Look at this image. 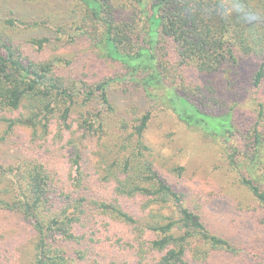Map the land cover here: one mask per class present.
Masks as SVG:
<instances>
[{"label": "trees", "instance_id": "1", "mask_svg": "<svg viewBox=\"0 0 264 264\" xmlns=\"http://www.w3.org/2000/svg\"><path fill=\"white\" fill-rule=\"evenodd\" d=\"M66 1L79 16L76 31L120 73L78 87L53 60L24 54L6 28L14 21H0V239L26 245L21 261L0 240V264H192V245L206 246L194 252L205 258L238 255L239 246L198 222L154 169L141 142L150 113H118L111 93L118 82L223 143L228 166L257 203L264 238V27L196 15V0ZM246 2L264 8V0ZM29 43L42 51L47 39ZM249 58L257 60L251 122L238 111L236 89ZM198 76L209 80L196 84ZM86 140L95 143L92 171ZM57 151H64L65 175L55 166ZM86 178L109 197L87 198ZM169 203L180 218L158 224ZM120 235L129 238L123 258L112 254Z\"/></svg>", "mask_w": 264, "mask_h": 264}, {"label": "rangeland", "instance_id": "2", "mask_svg": "<svg viewBox=\"0 0 264 264\" xmlns=\"http://www.w3.org/2000/svg\"><path fill=\"white\" fill-rule=\"evenodd\" d=\"M4 19L14 21V27L1 26L13 32L14 43L24 54H28L30 58L47 57L53 60L64 78L74 82L78 87L83 81H102L120 73L114 64L101 57L84 35L76 31L74 22L79 16L66 0L30 2L0 0V21ZM32 38L47 39L42 51L29 43ZM244 61L241 79L243 83L237 85L236 89L238 111L247 119L253 117L256 103L254 101L256 95L252 93L249 76L257 60L249 58ZM208 80L198 76L196 84H206ZM111 91L113 104L118 113L127 116L134 113L136 116L145 112L150 113L148 126L141 139L145 147L143 153L153 164L154 169L182 196L183 205L212 234L239 246L236 256L214 251L205 258L196 256L194 252L196 250L203 252L206 246L192 245L187 259L192 264H264V238L260 232L261 215L258 214L257 203L240 184L235 171L228 166L223 143L195 128L187 127L164 104L156 100L150 101L128 83L118 82ZM258 101H264V98ZM84 143L86 148L83 149V153L88 160V171H92L95 163L93 157L95 143L87 140ZM3 151L4 147L0 149V153ZM64 151H57L54 159L55 166L63 169L65 175L68 168L63 162ZM93 184L94 181L86 178L83 185L85 190L82 193L87 198L101 200L104 196L109 197V189L106 186L95 187ZM136 201L138 199L132 200V204ZM133 208L136 211L139 205L134 204ZM160 213L163 218L158 220V224H166L180 218L178 209L172 203ZM120 228L124 230L122 226ZM120 236L124 240L122 246L119 245L112 254L115 257L121 255L123 258L126 256L127 249L124 247L127 246L129 238ZM0 240L7 242L6 254L14 255L21 261L25 260L24 243L9 238ZM94 247L95 252H99V246ZM111 251L112 248L108 247L101 255L107 256Z\"/></svg>", "mask_w": 264, "mask_h": 264}, {"label": "clouds", "instance_id": "3", "mask_svg": "<svg viewBox=\"0 0 264 264\" xmlns=\"http://www.w3.org/2000/svg\"><path fill=\"white\" fill-rule=\"evenodd\" d=\"M194 14L204 18H219L229 23L236 17L256 28L264 27V8L249 6L246 0H196Z\"/></svg>", "mask_w": 264, "mask_h": 264}]
</instances>
